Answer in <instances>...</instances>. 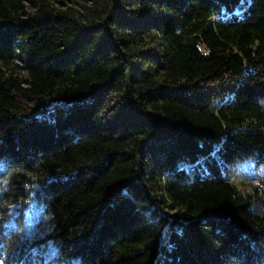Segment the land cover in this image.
Returning <instances> with one entry per match:
<instances>
[{"label":"trees","instance_id":"trees-1","mask_svg":"<svg viewBox=\"0 0 264 264\" xmlns=\"http://www.w3.org/2000/svg\"><path fill=\"white\" fill-rule=\"evenodd\" d=\"M0 264H264V0H0Z\"/></svg>","mask_w":264,"mask_h":264}]
</instances>
